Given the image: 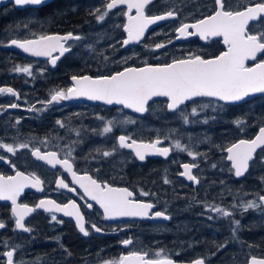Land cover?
<instances>
[{"label": "flooded vegetation", "instance_id": "obj_1", "mask_svg": "<svg viewBox=\"0 0 264 264\" xmlns=\"http://www.w3.org/2000/svg\"><path fill=\"white\" fill-rule=\"evenodd\" d=\"M92 1L93 3L88 8L82 4L79 8L75 7L69 12L66 11V8L71 5L69 0H52L24 9H18L14 4H11L6 8L10 9L14 14H24L28 11H34L36 14H40L44 18L49 19L55 12H65L59 21L62 26L59 31L57 29L60 25L56 26V23L52 25L51 22L46 29L39 31L37 35L19 39H33L41 35H64L67 33L78 35L80 39H71L65 42V47L70 48V51L60 57L55 65L51 63V60L59 56V52L54 53L52 57L38 58L13 52L6 49L4 44L1 46V49L6 51L5 53H14L16 55L13 56L14 61L11 57H8V60H6V63L9 65L11 61L14 62L15 67L10 66L7 74H0V89L11 88L17 95L6 91L0 92V135L6 134L7 131L10 135V137H0V144H8L16 148V152L13 154L7 152L5 148L0 147V157H4V159L0 160V175L14 176L17 171H20L26 176L35 174L42 181L40 188L30 186L29 190L24 193L20 200L22 205L35 208L34 214L26 222V226L29 229L28 233H22L16 227L15 220L17 218L12 213V205L0 202V222H3L5 225V227L0 228V234L5 236L3 240L15 242L21 239H31L42 242L43 246H48V252L52 250L51 257L53 255H71V259H67L69 263L71 261L74 262V256L84 250L89 255H92L93 258L112 259L114 262L121 256H126L131 252H146L148 259L167 257L177 262H192L195 259L201 258L205 264H212L213 256L216 258V253L221 249L222 245V264H249L252 257L264 258V246L257 240H261L260 233L264 231V226L258 225V228L253 225H250V227L243 226V228L239 227L236 230L231 228L230 231L224 233V241L221 235L222 240L220 239L219 244L214 246L208 236L210 235L209 230L212 221L211 216L208 214H212L213 212L207 207L206 200L207 193L214 191L212 187L215 185V187H222L217 185V183L223 182V174L224 177H227L226 175L229 173L236 178L233 179V182H236L237 185L233 186V188H237L234 189L233 193H236L234 195H236L238 200L241 198L254 199L256 194H261L260 197L264 196V147L256 153L244 176L237 178L235 176V170L232 168V163L227 159L228 154L226 149L229 145L225 148L224 160L230 167V172L223 165V149L221 150L222 155L216 157L217 154H215L212 158L214 153L213 148L218 147L217 145L213 147L206 145L212 148L211 150L208 149V155L195 153L193 156H190L180 152L171 141L161 137L137 141L153 143L155 139H162L157 147H167L170 149V155L167 158L147 155L145 161L141 162L131 150L121 147L119 141H110L108 145L103 144L101 145V149H99V145L95 144L91 150V154L84 153V146H81L76 141H46L50 138L55 140L59 138V135L55 136V128L59 127L57 123L59 121L58 119L61 118L60 115L63 116L66 112L64 123L69 126L71 122L72 125H77L78 121L83 117L82 115L85 109H89L87 112L98 110L104 117L108 118L119 110H125L123 107H108L83 102L66 104L63 100L57 103H49L50 97L55 91L61 89L66 91L73 86L71 82L73 76L89 75L98 77L111 75L128 67L163 65L171 63L174 59H183L190 55H199L205 59H210L227 50V46L223 43L222 37H211L208 40H204L196 35L181 36L177 31L182 24H194L198 20L211 15L216 7L213 0H155L151 2L144 9L146 16H160L170 11L174 13V16L163 23L151 27L147 31L144 40L138 45L128 47H124L123 43L127 39V32L125 31L129 17L127 6L107 10L106 5L110 0ZM228 2L233 5V10H237V6H239V10H243L245 6L255 5L256 3L264 2V0H228ZM77 3L81 4L83 0H78ZM99 7H103V10H107L113 17H118L122 21L118 32V39L122 50L124 49L123 51L128 52L126 53L121 50L120 52L130 55L135 51L137 54L136 58L145 56L149 57L148 59L143 62L135 60L129 66L113 68L110 72L109 69H99L98 66L106 67L111 60H115L112 54L107 56L104 64L98 63L97 65L96 63L94 65L97 67L90 66V63L92 65L94 63L93 60L91 61V58L105 55L95 50L94 41L89 42L85 39V35L89 31L95 33L96 29L99 30L98 26H95L94 23V26L87 25L83 27V20L91 16L94 17V14L90 15L85 12L93 10L92 13H95L96 8ZM136 14V10L132 9L130 15L134 17ZM0 16L2 21V12ZM74 16L77 18L74 19ZM68 17H70L69 20ZM69 23L72 24L68 25ZM117 24L120 23L117 22ZM248 27L253 34L257 31H264V15L257 20L249 21ZM189 31L194 32L195 30L189 29ZM84 42L86 43L84 44ZM157 44H163L165 47L156 48L155 46ZM116 48L117 43H115V47L112 50ZM261 57H264V53L257 54V61H248V66H254ZM84 64L89 65L84 66ZM28 66L31 68L32 75L16 70L17 68ZM119 66L122 65L120 64ZM262 98H264V94L255 97L251 101L236 105L205 97L193 100L172 112L181 113V109L203 101L207 102V105L215 103L220 106V109L225 108L237 112L241 107L249 106L253 103V106H249L252 110V131L245 133L240 139L253 138L258 130L264 126L258 124V120H260L259 115L262 112L259 107H255V102ZM157 101L149 104L148 109L153 104H156ZM163 101L167 103V101ZM13 104L17 105V107H11ZM78 107H81L79 111H76L73 115H68L70 111H74ZM205 109L208 111L207 113H211L210 108L206 107ZM125 113L131 114L132 112L127 111ZM134 116L140 119L149 118V110L143 116L137 114H134ZM239 120L243 121L240 124L243 125L244 115ZM193 122L187 121V123L185 122V126L184 124L183 126L191 128V126H194ZM172 124L175 125V122L173 121ZM52 126L55 128L50 133L49 129ZM236 141H231L230 144L232 145ZM193 142L195 141H190L189 146H193ZM22 143L27 144L28 147L23 149L19 148L18 145ZM219 144L221 143L219 142ZM87 147L88 144L86 145ZM36 149H39L42 155L54 152L57 154L58 159H69V162L73 165V171L78 176L90 175L98 183H107L114 188H127L134 193L133 199L144 203H152L154 207L149 210V214L146 216L147 218L142 220H133L130 217L105 218L103 209L99 204L91 201L85 195L84 190L75 182L72 174L61 164L53 166L46 161L38 159L32 154ZM107 151L111 153L110 157L104 156L103 159H99L101 155L98 152ZM90 155L97 159L91 161ZM112 157L114 159L116 158L117 161H119L120 157L130 159V167L126 168L121 163L120 168L111 162ZM184 164L196 165V167L192 168V174L197 177L199 183L188 181L182 177L181 173L184 171ZM60 179H63L69 187L61 188L58 183ZM165 180L168 183H165ZM71 188H74L75 191H70L69 189ZM227 190L229 191V189ZM142 191L149 193V195H141ZM183 193L191 201L189 219L194 221L195 225L201 226V229L204 231L203 233L196 234L197 236H202L203 240L201 243H199L197 238H190V241L183 239L186 243L178 242V236L183 237L185 235H176L171 230L182 219L178 212V205H180V200H182H179V197ZM200 194L201 196H199ZM41 200L54 201L61 206L68 204L70 201H75L79 206V211L85 222L84 227L88 235H84L80 231L77 223L72 218L75 216H66L64 213L62 214L55 210H37L36 205ZM86 202L91 203L92 208H87ZM158 211L164 212L170 218L164 219L163 217L154 216V213ZM247 213L248 211L245 210V207L241 206L239 207V214L237 215L245 214L246 217L244 218L247 219ZM53 215L56 216V220H52ZM183 218L186 217L183 216ZM92 225L100 228L101 231H95ZM195 231L197 232V229ZM127 239H131L133 243L125 246L122 241ZM44 241L49 242V244L45 245ZM10 249L16 251L14 259L15 262H18V251L15 248ZM159 252H162L161 257H157L156 255ZM219 255L222 257V254Z\"/></svg>", "mask_w": 264, "mask_h": 264}, {"label": "snow or ice", "instance_id": "obj_2", "mask_svg": "<svg viewBox=\"0 0 264 264\" xmlns=\"http://www.w3.org/2000/svg\"><path fill=\"white\" fill-rule=\"evenodd\" d=\"M3 2V0H0ZM44 0H14L16 5H40ZM150 0H110L106 5L107 10L116 8L120 4H127L129 10L128 24L126 31L128 38L123 42L127 45L132 41H139L144 35L145 30L151 24L159 20L173 17V12H167L160 16H146L145 6ZM216 6L211 15L204 19L198 20L194 24H182L177 30L181 36L199 35L201 39L208 40L211 37H222L223 43L227 46V50L220 55L205 59L199 55H190L183 59H174L171 63L163 65H146L142 68H125L123 71L115 72L111 75H103L93 78L91 76H73V86L66 91L61 89L55 91L51 95L49 103L58 102L60 100H68L73 97H87L90 100H102L105 103L123 105L125 108L133 109L137 113L148 111V104L154 97H167L169 103L168 109L175 111L180 105L186 101L194 100L197 97H211L225 102H237L244 100L254 93H264V57L254 64L248 66V61H257V54L264 53V31H257L253 34L249 30V21L257 20L264 15V2L248 5L239 10H233L228 0H213ZM136 9V16L130 15L131 10ZM101 14L98 19L103 21L108 15V11ZM99 11V9L97 10ZM189 29H194L190 32ZM70 39H80L79 36H73L69 33L66 36L59 35H41L37 39L25 40L23 42L12 40L11 44L23 49L25 52L31 53L33 56L52 57L53 52H59V56L52 58L51 63L63 56L70 48L65 47V42ZM156 48L165 47L163 44H157ZM28 75H32L30 66L17 68ZM8 92L17 95L13 89H0V92ZM11 107H17L13 104ZM207 105L202 106L206 108ZM197 109L192 108V114H196ZM183 115V112H181ZM187 123V117L184 116ZM207 122V121H205ZM62 125V122H59ZM112 121L109 126L103 129L104 133L112 131ZM235 123L240 125L241 120ZM119 144L121 147L134 148L135 155L141 160H145L147 154H160L167 156L170 149L158 148L161 143L157 139L153 143H138L131 140L130 137L120 136ZM130 141V142H129ZM264 146V127L260 128L259 134L252 140H240L238 143L232 144L226 149L228 153L227 159L232 162V168L235 170V176L240 177L247 172L249 161L253 159V154L258 147ZM7 152L15 154L16 148L8 144H0ZM19 148H27V144L18 145ZM175 148H182L177 141ZM38 159L46 161L50 165L61 164L68 172L72 174L73 179L84 190V193L91 201H95L103 209L105 218L117 217H145L148 216L149 210L154 207L152 203H144L133 199L134 193L127 188H114L107 183H98L91 176H78L73 171V165L69 159L63 160L57 158V154L52 152L42 155L39 149L32 153ZM70 155V154H69ZM104 156L111 155L110 152H104ZM188 155L193 156L192 152ZM195 158V157H194ZM4 157H0V160ZM215 166V165H213ZM15 167V165H13ZM196 167L195 164H184V172L181 175L187 177L190 181L199 183L197 177L192 175L191 169ZM61 188H68V184L63 179L59 180ZM165 183H168L165 180ZM42 181L39 177L32 174L26 176L23 172L17 171L14 176L0 175V200L11 201L12 213L17 219L15 225L17 228H25L22 223L25 215L34 211L28 205H20L17 198L23 192L25 187L40 188ZM42 190V189H41ZM75 191L74 188L69 189ZM141 195L147 196L149 193L141 192ZM83 199V197H81ZM264 202V196L259 198ZM37 208H45L48 211L63 212L66 216H75L79 229L84 235H88L85 230L83 217L79 211V206L75 201H70L63 206L56 204L54 201L41 200ZM87 208H92L91 203L86 202ZM245 210L254 207H260L255 202H249L245 206ZM223 216H229L231 213L223 211L220 208L214 209ZM154 216L169 219L164 212H155ZM52 220H56V216H52ZM239 225V221L235 222ZM5 227L0 222V228ZM95 231L100 232L101 229L92 225ZM127 246L132 244L131 239L122 241ZM8 258V264H13V251L5 254ZM147 253L131 252L126 256H121L115 262H105V264H174L167 258L148 259ZM157 257L162 256V252L156 253ZM194 264H204L203 259H198ZM250 264H264V259L252 257Z\"/></svg>", "mask_w": 264, "mask_h": 264}, {"label": "rangeland", "instance_id": "obj_3", "mask_svg": "<svg viewBox=\"0 0 264 264\" xmlns=\"http://www.w3.org/2000/svg\"><path fill=\"white\" fill-rule=\"evenodd\" d=\"M69 1L71 2V5L66 8V11L68 12L71 9H74L75 7L79 8V6H82V4L83 6H87L88 8V6L93 3L92 0H83V3L81 4L77 3L78 0ZM98 9L99 11H97ZM92 12L93 10H88L87 12H85L86 14L90 15L94 14V17L91 16L88 18H84L83 27L87 25L94 26L95 23V26H98L99 30L96 29L95 33L89 31L88 34L85 35V39L89 42L94 41L95 50L104 53L105 56L91 58V61L93 60L94 62L93 65L92 63H90L91 67H97L94 65L96 63L97 65L98 63L104 64L105 60L107 59V56H110L112 54L114 55L115 60H111V62L106 67L98 66L99 69H109L110 72L113 68L129 66L135 60L143 62L144 60L149 58L145 56H141V58H136L137 54L135 51L134 53L128 55L126 54L128 51H123L124 49L122 50L120 41L118 39V32L122 24L120 18L113 17L112 14L108 13V15L103 21L99 20L98 17L105 12V10H103V7L96 8L95 13ZM3 13L5 19V27L0 30V55L2 56H0V61L2 62H0V74H7L9 72V66L15 67L14 62L11 61V64L9 65L6 63V60H8V57L13 58V56H15L16 54L5 53L6 51H3L4 49H1V46L3 44L7 43L12 38H28L31 37V35L35 36L39 33V31L46 29L51 24V22L53 25L54 23H56V20L62 19V16L65 14V12L63 11L55 12L50 18V20L49 18H44L40 14H36V12L34 11H28L24 14H14L6 10ZM117 22L120 24H117ZM10 36L13 37L11 38ZM83 41L85 40L83 39ZM85 43L86 42H84V44ZM115 43H117V48L115 50H112V48L115 47ZM109 50H111V52H109ZM120 50L126 53L120 52ZM120 64L122 66H119ZM88 65L89 64H84V66ZM255 104V107H259L260 111L262 112L259 115L260 120H258V124L264 125V98L258 99ZM203 105H207V102H199L194 105H191L190 107H186L185 109H181V111L183 112V115H181V113L178 112H169L167 110V103H165L163 100H159L156 104H153L150 107L149 118L144 119H140L134 116V114H132L131 112V114L125 113L127 111H125L124 109L117 111L116 113H114L113 116H110L109 118L104 117L102 113H100L98 110L87 112V110L89 109H85L84 114L82 115L83 117H81L77 125H72L71 122L69 126L64 123V117L67 114L66 112L63 116L60 115L61 118L58 119L62 122L63 126H61V123H57V125L59 126L58 128L52 126L49 129L50 133H52V129L55 128V136L59 135V138L57 140L50 138L46 141H76L79 142L81 146H84V153L86 154L92 153L91 150L93 149L95 144L99 145V149H101V145L103 144L108 145L110 141H118L119 134H125L131 138L144 141L150 140L152 138L161 137L167 139L168 141H171L174 146L175 143L178 141L181 144L182 148H186V150L179 149V151L185 154H188V152H192L193 154L198 153L199 155H208V149L211 150L212 148H209L206 145H209L211 147L217 145L218 147L213 148L214 153L212 155V158L215 156V154H217L216 157L222 155L221 150L223 149V165L224 168H227L230 172V167L226 164V161L224 160L225 148L228 145H231V141H236L240 139L241 136H244L245 133H250L252 131V110L249 106H253V103L249 106L241 107L238 112L225 108L220 109V106L216 105L215 103H211L210 105H207V107L211 109V113H207L208 111L205 108H203L202 110ZM80 108L81 107H78L74 109V111H70L68 115L75 114V112L79 111ZM192 108L197 109L196 114H192ZM243 115L244 124L237 125L235 121L239 120V118H241ZM184 116L189 118L187 121H194V126H191V128L184 127ZM109 121L113 122L111 125L112 131L109 133H104L103 129L109 126ZM173 121L175 122V125L172 124ZM0 137H10L9 132L7 131L6 134L0 135ZM190 141H195L193 142V146H189ZM219 142L221 144H219ZM87 144L88 147L86 148ZM109 146H111V144H109ZM98 153L101 155L99 156V159H103L104 155L102 156V154L104 152ZM121 158H123V160H121ZM94 159L97 158L92 157V155H90V160L92 161ZM111 162L119 166L120 168L122 163V165L127 168L130 167L129 163L131 162V160L128 158L120 157L119 161H117L116 158L114 159L112 157ZM226 176L227 177H224L223 174V182L217 183V185L222 186L221 188L215 187V185L214 187H212L214 188V191H211L212 193L209 192V194L206 192L208 194H206L207 207H209L213 212L212 214H208L209 216H211L212 220L211 228L209 230L210 235L208 236L214 246L219 244V242L222 240V236L224 241V233H226V231H230L231 228H234V230H236L239 227L243 228V226L250 227V225H253L256 228H258V225L264 226V207L259 199L261 194H256L254 196V199L241 198L240 200H238L236 195H234L236 193H233L234 189L237 188H233V186L237 185L236 182H233V179L236 178L231 173ZM227 189H229V191ZM199 196H201V194ZM179 200L180 205H178V212L182 219L179 220L176 223V226H174V228H172L171 230L176 235H185L183 237L178 236V242L186 243L183 241V239L190 241V238H197L199 240V243H201L203 240L202 236H197L196 234L203 233L204 231L201 229V226L195 225V222L189 219V213L191 212V201L187 199V196L184 193L180 195ZM249 202H255L257 205H260V207L247 209V219L244 218L246 217L245 214H241L238 216L237 214H239V207H244ZM215 208H220L223 211L231 213V215L223 216L220 212L215 211ZM215 213H217V215H215ZM183 216H185L186 218H183ZM236 221H239L238 226L235 223ZM195 229H197V232L195 231ZM190 231H192L191 235ZM260 236L262 237L261 240H257L264 246V231L260 233ZM41 243L31 239L15 241V249L18 251L17 263L65 264L64 262L71 257L70 255H53V257H51L52 250L51 252H42V248H48V246L41 247ZM44 244L48 245L49 242L44 241ZM33 248H38L37 251L39 253L34 254ZM7 250H10L9 247H7ZM219 254H222V257H220ZM212 261V264L223 263V245L221 246V249L217 251L216 258L213 256ZM105 262L114 261L112 259H93L92 255H89L86 258L82 259V264H105ZM72 263L73 261H71L69 264Z\"/></svg>", "mask_w": 264, "mask_h": 264}, {"label": "water", "instance_id": "obj_4", "mask_svg": "<svg viewBox=\"0 0 264 264\" xmlns=\"http://www.w3.org/2000/svg\"><path fill=\"white\" fill-rule=\"evenodd\" d=\"M50 1H52V0H44V2L42 3V4H44V3H47V2H50ZM153 1H155V0H150V2L148 3V4H150L151 2H153ZM10 4H14L15 5V7L16 8H18V9H24V8H26V7H29V6H32V5H16L15 3H14V0H3V2H0V12L2 11V9L5 7V6H8V5H10ZM147 4V5H148ZM41 5V4H40ZM146 5V6H147ZM121 6H127V4H120V5H118L116 8H118V7H121ZM145 6V7H146ZM113 9H115V8H113ZM113 9H111V10H113ZM133 10H136L135 8H133ZM163 15H165V14H163ZM171 17H169V18H167V19H164V20H159V21H157L156 23H154V24H151V25H149L148 27H147V29L145 30V33H144V35L140 38V40L137 42V41H132V42H129L127 45H125L124 44V47H128V46H135V45H138L141 41H143L144 40V37H145V35H146V33H147V31L149 30V29H151V27H153V26H156L157 24H160V23H163V22H165L166 20H168V19H170ZM0 20H1V16H0ZM127 24H128V22H127ZM127 24H126V26H127ZM126 26H125V31H126ZM127 32V31H126ZM69 33H67V34H64V35H61V34H53V35H59V36H66V35H68ZM72 34V33H71ZM73 36H78V35H74V34H72ZM196 36H199V35H196ZM127 38H128V33H127ZM212 38H218V37H212ZM33 39H37V38H33ZM12 40H18V41H21V42H23V41H25V40H32V39H16V38H14V39H11L8 43H6L5 45H4V47L5 48H7V49H9V50H11V51H14V52H18V53H21V54H24V55H26V56H30V57H38V58H45V57H47V56H33L31 53H29V52H25L23 49H21V48H19L18 46H16V45H12L11 44V41ZM71 40V39H70ZM69 41V40H68ZM58 52V51H57ZM69 52V51H68ZM54 53H56V52H53L52 53V56H53V54ZM67 53V52H66ZM60 57H62V56H60ZM152 66H157V65H152ZM142 67H145V66H142ZM142 67H136V66H132V68H142ZM128 68H130V67H128ZM123 71V70H122ZM85 76H89V75H85ZM92 77V76H91ZM93 78H96V77H93ZM71 82L72 83H74L73 81H72V78H71ZM262 94H264V93H254V94H251V95H249L248 97H245L244 98V100H242V101H237V102H225V101H222L223 103H227V104H240V103H244V102H247V101H250V100H252V99H254L255 97H257V96H259V95H262ZM200 98H205V97H197V98H195L194 100H196V99H200ZM207 98H211V97H207ZM160 99H162V100H166L167 101V103H169L170 101H169V99L167 98V97H154L151 101H149V104H151L152 102H155L156 100H160ZM212 99H216V98H212ZM216 100H218V99H216ZM61 101V100H60ZM60 101H58V102H60ZM191 101H193V100H191ZM191 101H186L184 104H182V105H180V107L181 106H183V105H185V104H187V103H189V102H191ZM63 102L64 103H66V104H69V103H77V102H83V103H91V104H94V105H105V106H108V107H123V108H125L123 105H118V104H111V105H109V104H107V103H105L104 101H102V100H90V99H88L87 97H73L72 99H68V100H63ZM52 103H57V102H52ZM149 104H148V106H149ZM126 110H128V111H130V112H132V113H134V114H137V115H139V116H143L146 112H144V113H137V112H135L133 109H129V108H125ZM179 109V108H178ZM169 111H171L172 112V110H170V109H168ZM264 127V126H263ZM262 128V127H261ZM260 130V129H259ZM259 130H258V132L256 133V135L253 137V138H241V139H238L235 143H238L240 140H252V139H254L258 134H259ZM120 136H126V137H129V136H127V135H125V134H120L119 136H118V138L120 137ZM131 138V137H130ZM131 140H136V141H144V140H137V139H134V138H131ZM157 139H155L154 141H156ZM160 141H162V139H159ZM118 141H119V139H118ZM138 143H140V142H138ZM143 143H145V142H143ZM235 143H233V144H235ZM230 147V146H229ZM264 146H261V147H258L257 149H256V151L254 152V154H253V159H254V157H255V155H256V153L260 150V149H262ZM124 148H127V147H124ZM128 150H131L134 154H135V149L134 148H127ZM228 154V153H227ZM147 155H151V156H158V157H163V158H167L169 155H170V152L168 153V155L167 156H163V155H160V154H147ZM146 155V156H147ZM135 157L139 160V161H141L136 155H135ZM146 158V157H145ZM253 159L251 160V161H249V167H250V164H251V162L253 161ZM145 160H143V161H141V162H144ZM231 162V161H230ZM232 163V162H231ZM249 169V168H248ZM248 171V170H247ZM184 172V171H183ZM191 173H192V169H191ZM246 173V172H245ZM193 175V174H192ZM88 176H90V175H88ZM244 175H242V176H240V177H237V178H242ZM182 177H184L185 179H187V177L186 176H184V175H182ZM188 180V179H187ZM188 181H190V180H188ZM29 188H30V186L29 187H25L24 188V190H23V192L20 194V196L17 198V203L18 204H20V205H22L21 203H20V200H21V198L23 197V195H24V193L27 191V190H29ZM45 201H47V200H45ZM0 202H3V203H8V204H11L12 205V203H11V201H6V200H0ZM262 202V201H261ZM39 204V203H38ZM262 204H263V206H264V202H262ZM14 206L12 205V208H13ZM30 208H33V209H35L34 207H30ZM36 209L38 210V209H40V210H47V209H45V208H37L36 207ZM53 210H55L54 208H53ZM48 211V210H47ZM34 212L35 211H32V212H30V213H28L27 215H25V217H24V219H23V221H22V223L24 224V226H25V228H27V226H26V222L32 217V215L34 214ZM59 212V211H58ZM60 213H62L63 214V212H60ZM17 218V217H16ZM74 220H75V222H76V218L75 217H72ZM131 219H133V220H142V219H145V218H147L146 216L145 217H130ZM84 222V221H83ZM77 223V222H76ZM78 225V224H77ZM84 225H85V222H84ZM78 227H79V225H78ZM22 233H28L29 231H25L24 229H21V228H18ZM28 229V228H27ZM9 251H13V257H12V261H13V264H16L15 262H14V256H15V250L14 249H12V250H9ZM9 251H7V252H9ZM6 252V253H7ZM5 253V254H6ZM6 258H7V256H6ZM169 259H171V258H169ZM199 259H201V258H199ZM257 259H264V258H257ZM173 262H174V264H194V262L196 261V260H198V259H195L194 261H192V262H177V261H175L174 259H171ZM7 264H8V258H7ZM204 264H205V262H204ZM249 264H250V262H249Z\"/></svg>", "mask_w": 264, "mask_h": 264}, {"label": "trees", "instance_id": "obj_5", "mask_svg": "<svg viewBox=\"0 0 264 264\" xmlns=\"http://www.w3.org/2000/svg\"><path fill=\"white\" fill-rule=\"evenodd\" d=\"M8 12H11V10L10 9H6ZM5 10V11H6ZM77 16V15H76ZM69 18L70 17H68V20H69ZM74 19H76L77 17H73ZM74 19H72V20H74ZM60 19H58V20H56L55 22H56V26H59L60 25ZM70 24H72V23H69L68 25H70ZM3 27H5V19H4V13H2V21H1V23H0V30L3 28ZM60 27H62L61 25L59 26V28L57 29V31H59L60 30ZM11 38L13 37V36H10ZM9 68H10V66H9ZM4 235L3 234H0V264H6V257H5V252L7 251V247H9V248H15V244H14V241H7V240H3L4 239ZM41 243V242H40ZM43 243H41L40 244V246L41 247H44L43 245H42ZM41 247H38V248H41ZM38 248H33V250H34V254H38L39 252L37 251L38 250ZM36 250V251H35ZM48 251V249L47 248H42V252H47ZM71 256V255H70ZM87 256H89V254L88 253H86L84 250L83 251H80V252H78V255H76V256H74V258H75V261L72 263V264H82V259L83 258H86ZM69 259H71V257L69 258ZM94 259V258H93ZM65 264H68L69 262H68V260H66L65 262H64Z\"/></svg>", "mask_w": 264, "mask_h": 264}, {"label": "bare ground", "instance_id": "obj_6", "mask_svg": "<svg viewBox=\"0 0 264 264\" xmlns=\"http://www.w3.org/2000/svg\"><path fill=\"white\" fill-rule=\"evenodd\" d=\"M22 240V239H21ZM20 241V240H19Z\"/></svg>", "mask_w": 264, "mask_h": 264}]
</instances>
